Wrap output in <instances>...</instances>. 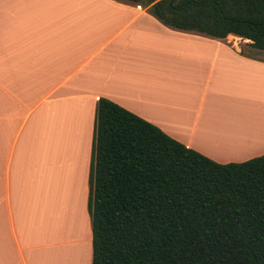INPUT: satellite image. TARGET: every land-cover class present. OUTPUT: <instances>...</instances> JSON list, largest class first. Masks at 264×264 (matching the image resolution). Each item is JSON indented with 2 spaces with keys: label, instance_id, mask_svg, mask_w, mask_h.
<instances>
[{
  "label": "crops",
  "instance_id": "1",
  "mask_svg": "<svg viewBox=\"0 0 264 264\" xmlns=\"http://www.w3.org/2000/svg\"><path fill=\"white\" fill-rule=\"evenodd\" d=\"M247 42L122 0H0V264H90L98 97L215 162L263 154L264 51Z\"/></svg>",
  "mask_w": 264,
  "mask_h": 264
},
{
  "label": "trees",
  "instance_id": "2",
  "mask_svg": "<svg viewBox=\"0 0 264 264\" xmlns=\"http://www.w3.org/2000/svg\"><path fill=\"white\" fill-rule=\"evenodd\" d=\"M163 25L264 51V0H122ZM90 264H264V153L218 163L98 97Z\"/></svg>",
  "mask_w": 264,
  "mask_h": 264
},
{
  "label": "rangeland",
  "instance_id": "3",
  "mask_svg": "<svg viewBox=\"0 0 264 264\" xmlns=\"http://www.w3.org/2000/svg\"><path fill=\"white\" fill-rule=\"evenodd\" d=\"M40 253V252H39Z\"/></svg>",
  "mask_w": 264,
  "mask_h": 264
}]
</instances>
